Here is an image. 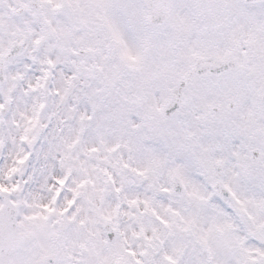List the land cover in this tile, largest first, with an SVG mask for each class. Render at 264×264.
Returning a JSON list of instances; mask_svg holds the SVG:
<instances>
[{
	"label": "snow or ice",
	"instance_id": "obj_1",
	"mask_svg": "<svg viewBox=\"0 0 264 264\" xmlns=\"http://www.w3.org/2000/svg\"><path fill=\"white\" fill-rule=\"evenodd\" d=\"M0 264H264V0H0Z\"/></svg>",
	"mask_w": 264,
	"mask_h": 264
}]
</instances>
